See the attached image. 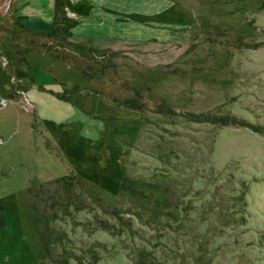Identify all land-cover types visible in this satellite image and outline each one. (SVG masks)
Returning <instances> with one entry per match:
<instances>
[{
	"label": "rangeland",
	"instance_id": "rangeland-1",
	"mask_svg": "<svg viewBox=\"0 0 264 264\" xmlns=\"http://www.w3.org/2000/svg\"><path fill=\"white\" fill-rule=\"evenodd\" d=\"M11 1L0 264H264V0H181L190 43L155 65L32 33ZM137 88L144 107L120 103Z\"/></svg>",
	"mask_w": 264,
	"mask_h": 264
},
{
	"label": "crops",
	"instance_id": "crops-1",
	"mask_svg": "<svg viewBox=\"0 0 264 264\" xmlns=\"http://www.w3.org/2000/svg\"><path fill=\"white\" fill-rule=\"evenodd\" d=\"M69 38L129 54L140 63L176 61L190 43L181 0H12L11 15L34 30H53L61 11Z\"/></svg>",
	"mask_w": 264,
	"mask_h": 264
},
{
	"label": "trees",
	"instance_id": "trees-1",
	"mask_svg": "<svg viewBox=\"0 0 264 264\" xmlns=\"http://www.w3.org/2000/svg\"><path fill=\"white\" fill-rule=\"evenodd\" d=\"M61 12L62 13H61L59 22L57 23L55 29H58L59 27L64 26V27H66L67 31H69L70 24L72 21H70L69 18L64 14V10H62ZM17 23L23 29H26L32 33L40 34L43 36H51L52 35V30H49V31L34 30V29L27 27L26 25H24L23 23H21L19 21H17ZM62 38L64 39L65 43H67L68 45H71L74 48H77L81 52L85 51V52H88L90 55H93V56H95V55L106 56V50H104V49H98V48H96L92 45H89L87 43L71 40L69 38V35H67L66 37H62ZM59 44L61 45V43H59ZM30 48L31 47L28 46L27 49L25 50V54L23 55V58H22L23 60H26L25 55L30 50ZM54 48H55L54 46L50 47V49H51V51L49 52L50 54H57V52H55ZM109 52L110 53H108V54L110 56L119 54V51H117V50L109 51ZM108 60H110V62H112L111 58H109ZM17 71L20 75L27 73L25 69H18ZM142 84H145V83H142ZM136 92H137V94L135 96H130V97H127L125 99H122V100H120V103L125 104L127 106H131V107H137V108L144 107L145 103L138 98L140 95V89L137 88ZM158 111L165 112V113L166 112H176V109L174 107H172L171 105L167 104L165 101L161 100L158 104ZM185 114L190 115L192 117V119H194V120H210V121H214V122H219V121L220 122H228L229 120H231V119L233 120V118H234L228 114L216 115V114H208V113L205 114V113H201V112L197 113V112H193V111H186ZM1 209H2V204L0 202V224H2L4 222V215L2 214Z\"/></svg>",
	"mask_w": 264,
	"mask_h": 264
},
{
	"label": "built area",
	"instance_id": "built-area-1",
	"mask_svg": "<svg viewBox=\"0 0 264 264\" xmlns=\"http://www.w3.org/2000/svg\"><path fill=\"white\" fill-rule=\"evenodd\" d=\"M2 102L4 103V102H5V100L3 99V100H2Z\"/></svg>",
	"mask_w": 264,
	"mask_h": 264
}]
</instances>
